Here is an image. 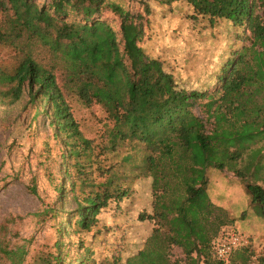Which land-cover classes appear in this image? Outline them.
Returning a JSON list of instances; mask_svg holds the SVG:
<instances>
[{"label":"trees","instance_id":"trees-1","mask_svg":"<svg viewBox=\"0 0 264 264\" xmlns=\"http://www.w3.org/2000/svg\"><path fill=\"white\" fill-rule=\"evenodd\" d=\"M142 1L145 14L111 0H0V43L20 53L12 70L0 68V104L14 103L25 92L33 102L44 100L37 113L49 119L56 137L62 135L66 156L74 158L80 173L89 166L83 158L91 162L94 155L122 153L120 164L98 165L100 180L78 176L80 194L72 182L76 207L66 215L74 214L76 231H92L102 209L119 205L136 179L148 177L151 184V208L139 219L154 227L125 262L120 254L98 260L86 248L74 262L56 251L41 256L39 264H179L175 247L182 249L186 264H223L215 241L233 218L210 197L208 172L231 167L241 176L245 172L233 165L245 152L262 149L256 146L264 141V0ZM151 2H184L191 20L206 19L212 28L226 20L234 27L239 46L221 62L213 88L188 89L146 51L142 43ZM38 46L47 47L60 66L40 62L33 53ZM67 93L104 110L105 143L84 135ZM198 105L205 107L206 118L196 112ZM129 144L140 153L138 159L126 149ZM123 165L134 171L129 182L119 173ZM247 185L264 214V186ZM30 189L37 194L35 185ZM3 227L0 264H24L25 243L10 245ZM251 244L234 251L235 264H251L255 254L264 259V248L255 251Z\"/></svg>","mask_w":264,"mask_h":264},{"label":"rangeland","instance_id":"rangeland-1","mask_svg":"<svg viewBox=\"0 0 264 264\" xmlns=\"http://www.w3.org/2000/svg\"><path fill=\"white\" fill-rule=\"evenodd\" d=\"M111 1L134 14H145L142 0ZM151 4L152 14L145 25L146 35L142 43L146 51L163 60L166 68L188 89L213 88L221 62L229 56V50L239 46L234 27L226 20L219 21L213 28L208 26L206 19L191 20V8L184 2ZM33 53L43 64L59 63L47 47L38 46ZM19 55L15 46L0 43V68L12 70ZM66 96L70 111L84 135L94 139L95 143H105L108 121L104 110L98 105H85L75 94L67 93ZM43 101L33 102L25 92L14 103L0 104L2 237L13 246L25 243L28 254L24 264H39L41 256L56 251L65 257L70 256L68 260L74 262L86 252V248H90L88 254L98 260L120 254L125 262L143 246L154 227L152 221L139 219L140 212L151 208L150 179L144 176L136 179L130 194L119 205L112 202L103 208L99 223L92 231H76L74 214L66 215L76 207L72 182H76L74 187L80 194L83 188H80L78 176L86 174L93 182L100 180L98 165L120 164L122 153L102 155L100 159L94 155L91 162L83 158L89 166L80 173L73 165L74 158L66 156L62 135L56 137L49 119L43 113H37ZM195 110L206 118L203 105H198ZM129 146H126L128 152L138 159L140 153ZM256 147L262 148L259 153L247 151L233 165L245 172L241 176L231 167L209 168L208 190L212 200L226 208L233 218L228 228L248 237L252 249L259 251L264 248V214L251 201L247 185L250 182L264 186V141ZM119 173L129 176V182L134 171L123 165ZM32 185L36 186L37 194L31 191ZM48 207L55 211H46ZM62 219L64 223L60 230L58 226ZM173 254L179 264H186L181 248L175 247Z\"/></svg>","mask_w":264,"mask_h":264},{"label":"built area","instance_id":"built-area-1","mask_svg":"<svg viewBox=\"0 0 264 264\" xmlns=\"http://www.w3.org/2000/svg\"><path fill=\"white\" fill-rule=\"evenodd\" d=\"M250 243L248 237H244L240 232L232 228L224 229L215 241L216 256L223 264H235L232 260L234 251ZM251 264H264V259L258 255L252 256Z\"/></svg>","mask_w":264,"mask_h":264}]
</instances>
